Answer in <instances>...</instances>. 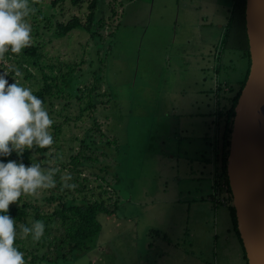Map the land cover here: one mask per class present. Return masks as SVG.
Here are the masks:
<instances>
[{
	"label": "rangeland",
	"instance_id": "rangeland-1",
	"mask_svg": "<svg viewBox=\"0 0 264 264\" xmlns=\"http://www.w3.org/2000/svg\"><path fill=\"white\" fill-rule=\"evenodd\" d=\"M206 1L225 6L228 0ZM203 2L100 0L97 14L103 27L96 29L101 36L94 38L82 30L55 37L57 21H67L76 13L85 19L84 6L73 7L69 0L55 6L52 0H39L33 5L37 11L29 18L32 44L47 43L41 47L43 56L35 63L28 61L25 49L19 55L9 51L0 60V72L18 68L21 83L33 92L43 86L44 72L59 77L70 72L72 79L70 86L60 79L66 95L62 102L53 109L45 106L53 124L65 116L71 121L61 132L52 124L54 144L45 154L36 152L34 162L47 168L55 159L53 166L60 168V175L71 173L69 183L91 188L92 200L99 192L96 186L102 184L101 190L106 189L113 201L107 203L109 210L98 212L101 231L88 249L75 251L67 260L26 264H247L229 206L200 201V189L205 196L209 182L189 179L198 171L197 158L208 148L203 135L207 133L216 145V130H220L217 117L211 114L216 107L213 92L198 90L225 80L239 88L249 62L245 53L244 58L239 53L235 70L216 74L214 56L206 57L215 64L204 69L199 68L206 64L202 57L187 60L182 43L184 19L195 17L201 7L208 10L207 5L199 6ZM218 9L219 17L225 15L226 10ZM47 22L52 26L44 27ZM13 75L9 71L6 77L10 84ZM88 86L97 87L92 100ZM77 95L82 96L81 102ZM64 103L61 116L59 108ZM79 103L83 113L78 118ZM176 111L185 114L177 116ZM83 138L88 146L81 147ZM57 152L63 153L62 160L56 159ZM186 154L196 160L190 162ZM204 154L212 157L210 151ZM11 155L0 160L7 162ZM72 156L84 161L80 170L68 164ZM104 166L106 170L101 169ZM49 191L39 190V195ZM183 196L197 201L176 200ZM61 232V227H54L49 234L54 238Z\"/></svg>",
	"mask_w": 264,
	"mask_h": 264
},
{
	"label": "trees",
	"instance_id": "trees-1",
	"mask_svg": "<svg viewBox=\"0 0 264 264\" xmlns=\"http://www.w3.org/2000/svg\"><path fill=\"white\" fill-rule=\"evenodd\" d=\"M61 1L63 0H52V4L55 6ZM69 1L73 7L84 6L87 12L86 17L83 19L80 13H76L67 21H57L55 37H64L74 30H82L90 34L92 38H94V36H99L100 34L97 32V30L103 27L102 17H99L97 14L100 0ZM47 25H49V27L52 26V24L47 22V24L45 23L44 27H47ZM41 28L42 25H40V30ZM223 43L225 47L242 50L247 55L249 62L245 79L241 82L239 88L230 90V93L234 92V94L227 96L228 102L226 106H224L223 109L220 108L216 113L218 127L220 128L219 133L221 147L218 151L220 165L214 180L215 192L212 195V199L215 205L223 204L217 200L216 194L218 191H225L224 188L226 186V192L229 194L231 201L230 204H227V206H229L230 209L233 229L242 245L244 258L248 264L246 250L238 229L236 209L233 205V194L227 174V163L233 119L235 116V106L238 102L239 96L245 85L250 70L249 43L246 32V0H235L227 24V31ZM46 44V42L41 43V41L36 40L31 45V47L25 48L24 55L28 58V61L39 63V59L43 56L41 47L45 46ZM43 75V86L38 90H35L33 94L42 99L44 102V107L49 104L53 109L57 102L61 103L62 98L66 96L64 94V89L65 85L70 86L72 83L71 74L70 72H67L59 77L58 75L53 76L48 72H44ZM60 79L63 80V84H65L64 87L61 86ZM96 88V86H88L86 88V90L89 91L88 93L91 97V100L94 97L93 93ZM75 98L78 99L79 102L82 101V96L80 95H77ZM92 102L93 101H91L90 104L93 107L94 103L92 104ZM66 106L67 104L64 103L62 107L59 108V114L61 116L63 115V111L65 110ZM78 107L80 110V116H78L79 118L82 116L83 110L80 103ZM49 116H51V114H49ZM93 120V123L99 125L96 122L97 117H93ZM69 121H71L70 116H65L64 120L60 118L59 122H55L53 126L57 132H61L63 127L68 124ZM90 130L91 129L89 128L86 132H89ZM86 142V139L83 138L81 140V147L88 146ZM49 149L50 148L39 147L26 149L22 156H17L16 152L13 151L11 160H17L18 162L22 161L27 166L34 162V154L36 152L45 154ZM70 150L72 151V149ZM57 154H60V156L63 155V153L60 152H57ZM74 157L75 156H72L71 159ZM77 157L76 159L70 160L68 162V164L74 170H80L78 166L84 162L79 160ZM90 169L91 171L93 170L92 168ZM101 169L106 170V166ZM105 178L106 177H103V179ZM55 179L57 181L56 187L50 189L48 193H44L35 197L22 195L18 203H13L9 206V212L7 214L16 220L17 230L18 225L21 223L27 225L33 220H42L45 223V232L39 242H32L30 236L26 239H20L19 235L14 241L15 246H17L18 250L21 252H24V250L27 248H32L29 253L24 254L25 261L29 263H34L40 260H50L57 262L60 260H67L75 251H84L88 249L101 231V223L98 220V212L102 210H109V208H107V203H109L108 201H113V197L107 195L106 189L101 190L103 189L102 184H98L96 186L99 192L98 194L96 193L97 198L92 200L89 191L91 188H89L87 184H83L81 188H78L77 186L74 190L64 189L61 191L62 182L60 181V172L57 173ZM75 191H78L79 194L76 195ZM54 227H61L63 232L57 234L54 238H51L49 231ZM58 230L60 229H57V231ZM52 246L54 248V252H50Z\"/></svg>",
	"mask_w": 264,
	"mask_h": 264
},
{
	"label": "clouds",
	"instance_id": "clouds-1",
	"mask_svg": "<svg viewBox=\"0 0 264 264\" xmlns=\"http://www.w3.org/2000/svg\"><path fill=\"white\" fill-rule=\"evenodd\" d=\"M38 0H0V60L5 53L19 55L32 45V24L30 17L37 9L33 6ZM13 71V83L6 77ZM23 74L18 68L10 67L0 72V157H8L13 151L22 156L26 149L50 148L54 144L50 128V118L44 102L33 94L31 87L21 83ZM56 159L63 157L57 154ZM55 159L47 168L40 163L25 165L22 161L0 160V264H26L24 253L19 251L14 241L31 237L39 242L45 232L42 220L30 224H19L9 214V206L18 203L22 195L38 196L39 190L56 187V175L61 170ZM71 173L60 175L61 191L74 190L77 185L69 183Z\"/></svg>",
	"mask_w": 264,
	"mask_h": 264
},
{
	"label": "water",
	"instance_id": "water-1",
	"mask_svg": "<svg viewBox=\"0 0 264 264\" xmlns=\"http://www.w3.org/2000/svg\"><path fill=\"white\" fill-rule=\"evenodd\" d=\"M250 70L235 106L227 174L248 264H264V0H246Z\"/></svg>",
	"mask_w": 264,
	"mask_h": 264
},
{
	"label": "crops",
	"instance_id": "crops-1",
	"mask_svg": "<svg viewBox=\"0 0 264 264\" xmlns=\"http://www.w3.org/2000/svg\"><path fill=\"white\" fill-rule=\"evenodd\" d=\"M212 5H208V4ZM235 0H228L227 4L225 6H222L221 4H216L215 2H208L204 0V2L199 5L209 7L202 8L198 10L196 13V16L190 19H187L185 17V27L183 28L182 32L184 33V38L182 39L183 47H184V55H186V58H188V61H191V57L198 56L202 57L204 62L206 64H203V67L199 65V68L204 69L207 65L213 66L214 64H209L206 60V57L211 58L214 56L218 62L214 65L213 69L216 74H219L223 70L226 72V70H235L238 66V54L242 53V58L244 55V52L242 50L238 49H232L230 47H225L223 40L227 31V24L229 21V17L231 15L233 6H234ZM214 4V5H213ZM216 7V8H215ZM223 8L225 11V15H222L219 17L218 13H220V9L217 10V8ZM203 11V13H202ZM189 25V26H188ZM190 64V63H188ZM194 69L193 67H190L188 70ZM195 70V69H194ZM242 82V81H241ZM210 89V90H208ZM208 89H200L199 92L203 93H210L213 92L214 100L216 102L215 110L213 111L212 116L217 117L216 113L218 110L226 106V104L223 103V99L227 100V96L233 95V93H230V90H235L234 86L230 84V81L225 80L223 84L216 83L214 88H208ZM209 100V99H208ZM228 101V100H227ZM218 107V108H217ZM177 116L184 115L185 111L178 112L176 111ZM218 132V136L216 137V145H214V141H211L209 135L207 133L203 135V138H205L206 144L208 146L207 149L204 150L205 153L208 151L211 152L212 157L205 156L204 152L200 154V157L197 158L198 162V171L196 174H193L189 176V179L191 181L198 180L200 183L203 182V180H207L209 182V191L204 196L202 195L204 193V190L201 188V193L199 196L201 198L200 201L203 202H211L215 207L218 205H215L212 195L214 194V180L216 178L217 171L219 169L220 165V159L218 155V151L221 147V141H220V131L216 130ZM198 155V152L196 153ZM172 159L175 158V155H172ZM187 160H191L190 162L193 163L194 160H196L195 157L189 156L186 154ZM176 160V159H175ZM180 160V159H179ZM192 171V168H191ZM181 181V180H180ZM180 193H182L180 191ZM188 193V192H187ZM190 196V193H188ZM181 197L176 200L178 201H197L196 197H193L189 200L190 197ZM233 226V224H232ZM231 230V229H230ZM234 230V229H233ZM244 257V253H243Z\"/></svg>",
	"mask_w": 264,
	"mask_h": 264
},
{
	"label": "built area",
	"instance_id": "built-area-1",
	"mask_svg": "<svg viewBox=\"0 0 264 264\" xmlns=\"http://www.w3.org/2000/svg\"><path fill=\"white\" fill-rule=\"evenodd\" d=\"M223 187V186H222ZM225 191L221 192L218 191L216 194V198L218 201L222 202L223 204L227 205L230 204V198H229V194L226 192V186L224 188Z\"/></svg>",
	"mask_w": 264,
	"mask_h": 264
}]
</instances>
